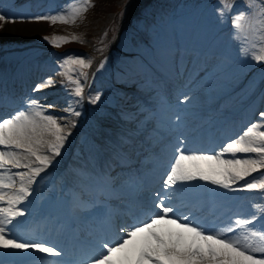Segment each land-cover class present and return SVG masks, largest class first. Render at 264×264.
Here are the masks:
<instances>
[{"label":"snow or ice","instance_id":"obj_1","mask_svg":"<svg viewBox=\"0 0 264 264\" xmlns=\"http://www.w3.org/2000/svg\"><path fill=\"white\" fill-rule=\"evenodd\" d=\"M234 5L235 0H218L215 11L219 22L226 24L230 19L241 58L264 62V0H245V8L237 11H233ZM89 6L90 0H83L80 7L70 6L69 15H37L28 19L75 23ZM19 19L23 22L25 18ZM6 20L16 22L15 18L0 15V21ZM68 39L54 36L51 42L58 45ZM91 65V58L74 53L65 54L59 61L65 78L61 83L68 95L77 98L75 103L84 99L89 76L85 69ZM54 83L49 76L33 91ZM89 99L95 104L100 94ZM54 107L55 104L29 97L25 108L0 117V248L31 249L49 257L63 254L57 246H47V241L24 242L14 232L19 218L25 216L23 204L33 194L32 186L61 156L71 128L75 127L72 117L80 115L73 109L72 101L64 109L66 117L58 119L51 114L49 109ZM260 117H264V112H260ZM261 169H264V120L251 123L242 134L229 138L219 151L189 148L177 138L169 163L161 173V191L155 193L152 206L142 208L130 223L99 240L92 246V254L79 264H264V205H254L257 214L249 217L238 214L227 222L209 226L207 221L182 214L176 204L186 188L200 181L233 192L264 191ZM253 173L258 175L246 179ZM238 181L245 182L238 185Z\"/></svg>","mask_w":264,"mask_h":264},{"label":"rangeland","instance_id":"obj_2","mask_svg":"<svg viewBox=\"0 0 264 264\" xmlns=\"http://www.w3.org/2000/svg\"><path fill=\"white\" fill-rule=\"evenodd\" d=\"M130 1H132V0H128V1L127 0H90L91 6H89V7L90 8L95 7L96 12L91 13L89 16H88V14L92 9L87 14L81 13V15L77 17L75 23H67L66 24V23H61L60 21H57L55 24H53L51 21H44V20L36 21V20L31 19V20H26L27 22L26 21L18 22V25L12 26V24L10 22H8V23L3 24V29L1 31V33L4 34L3 36L9 37L10 32L24 33V32L29 31L31 29H43V28H47V26L53 27V31L58 34L57 36H66L69 38L68 39L69 42H66L68 44H66L65 42H61L62 44L69 45L67 48H65L66 54L74 53L77 55L84 56L85 55L84 50L86 47V40H87V38H85L86 37L85 35L91 34V35H94L95 38L101 36L104 33L103 31L108 27L110 19L113 16V10L115 7L113 4L117 3L116 7H118L117 6L118 4H124V5L127 4L126 7L124 6L125 12H126V8H128ZM172 1L174 3L179 2V0H172ZM108 3L112 4L111 8L107 6V5H109ZM174 3H171L172 7H173ZM82 4H83V0H76L75 4H72V2H71L62 11H60V9L57 7L56 8L55 7H49L48 10L40 11L38 15H56L58 13H63L65 15H69L70 11H71L70 6L80 7ZM101 8L103 10L102 13H100ZM175 9H177V7ZM231 33H233V30ZM11 36H13V34ZM72 36H77L80 39L73 40V39H71ZM76 48H78L79 50H77ZM3 59H4L3 57H0V61ZM166 60H168V59H166ZM251 62H253V61H251ZM173 71H174V69H173ZM54 74L55 75H54L53 80L55 81V83H57V85H56V87H57L58 85L61 84V82H59V81L62 80L63 76L56 70L54 71ZM251 74H252V76L257 77L258 79H261L260 81H264V62H262V64L260 66H258L257 69H255L253 71L251 70V72H249V75H251ZM193 77H196V73L193 75ZM201 77H202V75L197 74V78L194 80L193 84L197 85L199 83V81H201L200 80ZM203 82H207V79L203 80ZM203 82H201V84L198 85V86H200V89L198 87L191 86L188 89L189 92L191 93L194 91V92H197L198 94L201 93V95L204 94V92L207 91L208 87H207V83L204 84ZM132 86L136 87L135 89H139L141 91L149 92L148 87H146L145 85L142 86L139 83L136 84V82H135L132 84ZM195 90H197V91H195ZM54 95H56V94H50V95H47V97L53 98ZM47 104H55V107L62 109V106L57 105L55 103V101H52V102L47 103ZM138 106L142 107V108L147 107L146 104H142V103H139ZM183 106H184V104L181 105L180 109H190V107H191V105H189V104L186 107L182 108ZM100 108H101V106H96L95 110L97 111ZM75 110H76V108H75ZM91 110H93V108ZM126 110H127V114L129 112L133 111V109H131V108L126 109ZM77 118L79 119V116L78 117H72V119H74V120ZM211 185L212 184H210V183L200 181L198 184H195L193 186V188L200 190L203 186L207 187V186H211ZM12 251L16 253L18 250L13 249Z\"/></svg>","mask_w":264,"mask_h":264},{"label":"trees","instance_id":"obj_3","mask_svg":"<svg viewBox=\"0 0 264 264\" xmlns=\"http://www.w3.org/2000/svg\"><path fill=\"white\" fill-rule=\"evenodd\" d=\"M118 6H122V5H118ZM143 8L141 7L140 3H135V6H134V9H133V12L131 14V17H130V20H133L134 23L138 22L139 21V17H140V12ZM120 9H116V17L119 15ZM119 17H117L115 20L117 21ZM139 18V19H138ZM113 21V20H112ZM111 27L113 28L114 27V23L111 24Z\"/></svg>","mask_w":264,"mask_h":264}]
</instances>
